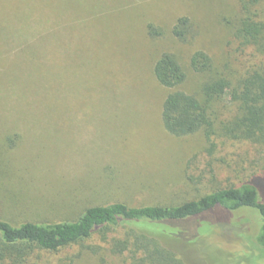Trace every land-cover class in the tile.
<instances>
[{
  "label": "rangeland",
  "instance_id": "1",
  "mask_svg": "<svg viewBox=\"0 0 264 264\" xmlns=\"http://www.w3.org/2000/svg\"><path fill=\"white\" fill-rule=\"evenodd\" d=\"M237 5V0H0L2 218L74 219L90 205L180 203L244 182H254L264 201V144L207 140L199 132L169 134L160 116L167 90L152 72L161 52L174 53L187 70L182 88L193 93L202 79L189 66L195 50L216 63L229 61L236 70L253 63L251 50H238L227 27ZM182 16L191 21L185 42L171 32ZM149 24L161 35L151 38ZM199 220L186 225L195 235L188 244L177 235L160 237L169 251L164 260L176 254L182 264H264L252 212L218 209ZM126 231L118 226L95 233L41 256V262L151 264L130 244L123 246Z\"/></svg>",
  "mask_w": 264,
  "mask_h": 264
},
{
  "label": "trees",
  "instance_id": "2",
  "mask_svg": "<svg viewBox=\"0 0 264 264\" xmlns=\"http://www.w3.org/2000/svg\"><path fill=\"white\" fill-rule=\"evenodd\" d=\"M237 3L238 10L227 27L237 49L251 50L255 59L245 69L236 70L229 61L216 63L197 49L189 57V66L202 79L196 90L189 93L182 88L188 75L178 57L164 51L155 59L153 76L167 90L160 116L169 134L183 137L199 132L207 140L223 137L264 144V0ZM190 31L191 21L185 16L179 17L171 29L180 42L187 41ZM147 33L154 39L162 32L149 24ZM214 147L212 142L208 151ZM218 209L226 214L252 212L260 226L258 243L264 246V201L260 200L254 182H244L180 203L135 206L115 201L90 205L74 219L60 221L11 223L0 215V264H45L47 261L42 263L41 256L82 243L95 233L106 234L118 226L127 227L123 246L130 244V250L142 254V260L151 264H182L176 254H169V260L163 259L162 254L169 251L160 237L177 235L188 244L195 235L190 234L186 225L194 220L200 222L205 214ZM181 223L185 227L178 230ZM63 264L74 263L70 260Z\"/></svg>",
  "mask_w": 264,
  "mask_h": 264
}]
</instances>
